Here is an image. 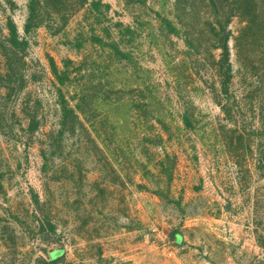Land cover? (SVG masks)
Wrapping results in <instances>:
<instances>
[{
	"label": "rangeland",
	"instance_id": "obj_1",
	"mask_svg": "<svg viewBox=\"0 0 264 264\" xmlns=\"http://www.w3.org/2000/svg\"><path fill=\"white\" fill-rule=\"evenodd\" d=\"M0 264H264V0H0Z\"/></svg>",
	"mask_w": 264,
	"mask_h": 264
},
{
	"label": "trees",
	"instance_id": "obj_2",
	"mask_svg": "<svg viewBox=\"0 0 264 264\" xmlns=\"http://www.w3.org/2000/svg\"><path fill=\"white\" fill-rule=\"evenodd\" d=\"M10 44V47H12V55L18 56L21 52V49L19 48V42L16 40V38H13L11 41L8 42ZM23 59V57H22Z\"/></svg>",
	"mask_w": 264,
	"mask_h": 264
}]
</instances>
